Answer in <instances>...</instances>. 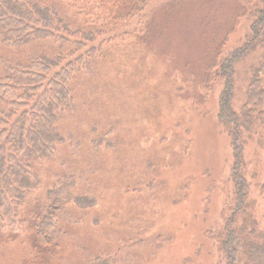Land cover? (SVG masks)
Wrapping results in <instances>:
<instances>
[{
	"label": "rangeland",
	"instance_id": "rangeland-1",
	"mask_svg": "<svg viewBox=\"0 0 264 264\" xmlns=\"http://www.w3.org/2000/svg\"><path fill=\"white\" fill-rule=\"evenodd\" d=\"M90 5L62 11L80 34L110 39L97 42L75 80V112L60 121L67 144L55 169L44 171L48 184L73 188L57 220L63 236L37 254L35 213L47 201L33 195L19 209L20 226L0 222V264H91L105 256L113 264H225L219 243L237 198L234 147L219 118L221 69L249 38L262 0ZM40 42L47 49L0 38V76L6 63L67 46L57 35ZM260 57L256 50L233 64L236 111ZM243 139L246 200L261 220L264 124L254 121Z\"/></svg>",
	"mask_w": 264,
	"mask_h": 264
},
{
	"label": "trees",
	"instance_id": "trees-1",
	"mask_svg": "<svg viewBox=\"0 0 264 264\" xmlns=\"http://www.w3.org/2000/svg\"><path fill=\"white\" fill-rule=\"evenodd\" d=\"M94 1L0 0L3 44L21 47L40 43L45 50L46 42L40 41L56 35L67 44L65 51L38 53L37 50L30 53L26 61L17 59L19 62L6 63L4 74L0 76V222L20 226L19 209L24 202L33 195L45 198L44 209L38 208V213L32 211L37 220L34 226L37 229V254L52 247L55 239L62 238L57 220L74 198L69 181L61 184L45 182L44 171L55 169L54 163L65 148L70 133L60 129V121L75 112L72 89L80 72L90 64L87 57H93V51L99 49L101 44L97 42L110 41L107 36L94 31L80 34L78 21L70 22L62 11L75 10L85 3L91 4V10L95 11L97 6L103 7L117 0ZM133 1L145 7L149 0ZM262 3L263 7L254 15L249 38L233 51L221 69L225 86L220 96L219 118L228 128L234 147L232 179L237 198L219 243L225 264H264V224L261 226L264 216L260 220L249 212L250 205L246 200L249 187L243 174L246 165L244 131L250 129L254 121L264 124V0ZM77 10L79 15L88 16L85 9ZM256 50L261 55L260 62L253 69L247 101L240 111H236L232 106L233 64ZM262 189L264 191V183ZM94 259L91 264H113L112 256Z\"/></svg>",
	"mask_w": 264,
	"mask_h": 264
}]
</instances>
